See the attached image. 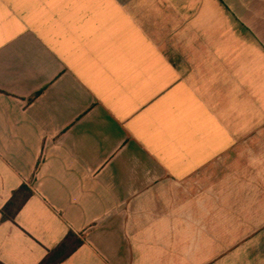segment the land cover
Instances as JSON below:
<instances>
[{
  "label": "crops",
  "instance_id": "0c3cea01",
  "mask_svg": "<svg viewBox=\"0 0 264 264\" xmlns=\"http://www.w3.org/2000/svg\"><path fill=\"white\" fill-rule=\"evenodd\" d=\"M69 232L60 264H264V0H0V264Z\"/></svg>",
  "mask_w": 264,
  "mask_h": 264
},
{
  "label": "trees",
  "instance_id": "16d2710c",
  "mask_svg": "<svg viewBox=\"0 0 264 264\" xmlns=\"http://www.w3.org/2000/svg\"><path fill=\"white\" fill-rule=\"evenodd\" d=\"M32 195L31 184H23L14 191L11 199L2 210V219L14 221L19 210ZM83 243L84 241L79 235L69 232L65 239L50 251L39 264H60L70 257Z\"/></svg>",
  "mask_w": 264,
  "mask_h": 264
}]
</instances>
